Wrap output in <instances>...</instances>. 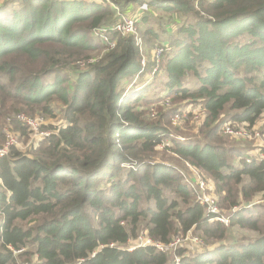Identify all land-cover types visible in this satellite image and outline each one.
Wrapping results in <instances>:
<instances>
[{
	"label": "trees",
	"instance_id": "1",
	"mask_svg": "<svg viewBox=\"0 0 264 264\" xmlns=\"http://www.w3.org/2000/svg\"><path fill=\"white\" fill-rule=\"evenodd\" d=\"M112 2L123 14L146 5L138 26L150 9L170 18L141 33L151 47L144 68L132 36L111 34L116 45L108 51L92 37L111 22L106 5L9 0L0 7V146L2 122L15 113L54 117L57 106L63 120L27 152L14 147L0 160V264H174L153 248L122 246L139 230L163 245L190 231L228 239L175 166L149 162L166 140L173 146L166 152L214 184L220 210L253 204L230 221L251 240L195 255L178 247L179 264H264L263 204H255L264 200V162L255 147L222 135L231 125L264 137V0ZM164 43L156 63L152 52ZM104 51L86 68L70 63ZM153 108L157 120L149 118ZM184 111L199 131L180 141L169 119Z\"/></svg>",
	"mask_w": 264,
	"mask_h": 264
},
{
	"label": "rangeland",
	"instance_id": "2",
	"mask_svg": "<svg viewBox=\"0 0 264 264\" xmlns=\"http://www.w3.org/2000/svg\"><path fill=\"white\" fill-rule=\"evenodd\" d=\"M60 1H63V0H60ZM194 1H197V0H194ZM209 1H211V0H209ZM5 2L6 3L9 2V0H0V7L3 6ZM133 13L134 12L129 13V14H133ZM176 18L180 19L179 15H177ZM115 20H116V18L112 13L111 22L110 23H104V25L112 24L115 22ZM164 23L166 24V25H164V27L167 26V23H170V18H168L167 16L164 17L161 15V13L159 14L158 12L150 9V14H147L146 21L145 22H142V20L140 21V24L138 26L139 36H141V33H143V31L146 28L152 29L153 31H159L162 27V24H164ZM163 30H164V28H163ZM150 49H151L150 46H148V47L146 46V48L144 46L143 56L145 59L144 60L145 64H147L148 58H151V56H150L151 50ZM105 50L108 51V49H105ZM104 53H105V51L100 52V53H96V54H90L87 60L79 59L77 61L71 62L73 60L72 59V60H70V63L73 67H76L78 69L86 68L87 62L90 59H94L95 60L94 62L99 61L103 57ZM85 61H86V66L85 67L81 66L80 63H85ZM159 61H160V59H159ZM155 62H156V59H155ZM152 71H153L152 73H155L154 69H152ZM150 75L152 76L151 73H146V75H145V77H143V79H145L147 76H150ZM0 80L3 82L6 81V79L2 78L1 76H0ZM127 89H129V88L127 87ZM164 102H165L164 104L170 105L169 100H165ZM198 111L199 110H197L196 113H198ZM53 112H54L53 113L54 117L41 115L39 113H37L35 117H31V116L27 115L25 112L15 113V114L11 115L10 117H15L17 115H25L26 117H31V118H33L32 119L33 121H37L40 128L44 132L51 134V133H53L52 129L53 128H59V125L63 122L62 117H61L62 112H60V109L57 106H53ZM226 112H227V110H226ZM154 115H155V117H154ZM157 117H158V112L153 108L150 112L149 118L150 119L153 118L152 120H157L156 119ZM172 119L173 118L169 119V122L171 123L170 124L171 125L170 133H172L173 135H178L181 138L184 137V138H193L194 139L195 137H197L196 134H198V131H199L198 122L195 123L191 118L189 119V116L185 115V117L181 116L180 121H178L174 125L172 122ZM263 119H264V117H262L261 121ZM164 121H167V119H164ZM229 126H231V125H229ZM26 129H27L26 135L21 136V134L18 131H16V130L13 131L12 124L8 123L6 120L2 122V127H1V131L4 133L12 132L14 134V132H15L16 138H18V140H17V145L14 147L19 148L22 151V153L27 152L30 149L31 145H35L41 141V140L36 141L37 139H36L35 135L32 132H30L28 128H26ZM240 129L246 130L243 128H240ZM255 132H257L262 139L264 138L263 135L260 133L261 131L260 132L255 131ZM17 133L19 134V136L17 135ZM222 135L226 136V137L227 136L231 137L232 139L230 138V140L235 145H238V146L242 145V146L246 147V144H248L251 147H255L256 149H258L257 148L258 144L261 143L260 140H258V143H254L255 139L253 137H248V135H245L244 132H240V134H238L237 136H229V135L225 134L222 130ZM263 144H264V139H263ZM166 147L173 148L170 141L166 140V141L161 142L159 145H157L156 149H154V152H152L148 156L149 162H153V163L165 162L168 165H171L172 167L175 166L174 168L182 175L184 182L186 184L187 183L192 184L193 187L195 184V180L199 177L205 183V185H207L206 196L210 200L214 201L216 203V205L218 206L217 203L219 201V198L217 200V197L215 196L217 189L215 188L214 184L209 179H207L206 176L202 175L200 172L195 171L187 163L181 161L179 158H177L176 156H174L170 152H168V151L166 152V149H167ZM257 154H258V152H254V154L252 153L253 156L257 155ZM118 177H120V175ZM102 186H105V184H103ZM195 195H196V200L198 201L200 193L197 191V192H195ZM248 204L249 203H247L245 205H248ZM256 204H263L262 205L263 207H261V208H262V211H264V201L257 200ZM220 211H221V213H227V211H222V210H220ZM223 227H225V226H223ZM225 228L228 230L229 236H228V239H226L224 241L204 240V239L198 237L197 235H194L192 232L190 233V235H187V236H186V234L185 235H182V234L175 235L171 241H173L176 248L177 247H181V248L184 247V248L188 249L191 254L195 255V254H200L202 252H205V250L214 249V248H217L219 246H227V245H229V243L251 240L249 238H251L253 236L252 233L247 232L245 230H242L240 228L230 227V224H229V226H227ZM141 232H144V231L139 230L137 237L130 239V242H133V243L132 244L127 243L126 245L122 246V249H127L128 247H131L132 245L136 244V240L139 237V235L141 234ZM194 238H197L199 241H201L202 245L198 244L197 241H194L193 240ZM29 249L33 250L34 247L30 246ZM174 253H175V251L171 255H166V256L170 257L173 261V259L175 257H177V255H175Z\"/></svg>",
	"mask_w": 264,
	"mask_h": 264
},
{
	"label": "built area",
	"instance_id": "3",
	"mask_svg": "<svg viewBox=\"0 0 264 264\" xmlns=\"http://www.w3.org/2000/svg\"><path fill=\"white\" fill-rule=\"evenodd\" d=\"M65 1H73V0H65ZM86 2H94L97 4H103V5L108 6L116 18L115 22L112 24L100 25L99 27L94 28L91 32L92 37L100 41L102 45L105 46L106 49L112 50L115 48L116 43L115 41L110 39L111 34H118L122 37L132 36L134 38L135 45L138 48V51L141 56V66L142 68H144L145 66V62H144L145 59L143 56L144 42L138 33V23H139L140 16L146 12H149V9L147 8V6L146 5L141 6L133 14H123L118 9V7L115 6L112 0H87ZM166 48H167L166 44H162L154 48L152 54L155 57L157 63L159 62V59L162 56V54L165 52ZM94 61H95L94 59H90L87 62V65ZM80 65L85 66L86 62L80 63ZM156 70H157V66L154 67V72H156ZM131 87H132V84L128 86V88H131ZM185 115L189 116L188 112L184 111L180 114H176L172 119L173 124L175 125L178 121H180L181 116L185 117ZM32 119L33 118L26 117L25 115H17L15 117H8L6 121L8 123H12L14 121L21 123L24 127L28 128L29 131L35 135L37 139L36 141L43 140L51 135L49 133L44 132L40 128L37 121H33ZM223 132L229 136H237L238 134H240V132H244V134L248 135V137H253L255 139L254 143H258V140H260L261 143L258 144V147H257L258 149H256V152H258L257 160L259 162H264V152H261V148L262 147L264 148V144H263L264 138L262 139L257 132L252 133V132H247L246 130H242V129H234L233 127L229 125L224 126ZM3 135H4V143L0 146V160L9 154V151L14 146L17 145V140H18V138H16V135L13 134L12 132L10 133L3 132ZM179 140L183 141L184 139L179 138ZM125 166L133 169L135 165H125ZM187 185L193 187V185L190 183H187ZM193 191L194 193L197 191L200 193L198 203L203 207L204 217L207 218L209 221L217 222L218 224L223 225L225 227L229 226L231 217L234 214H236L238 211L242 209H248L251 206H253V204H248V205L242 204L239 206L232 207V209L228 211L227 213H221L216 203L210 200L206 196L207 185H205V183L199 177L195 180ZM190 233L191 231L188 232L186 236L190 235ZM193 240L197 241L198 244L202 245L201 241H199L197 238H194ZM128 243L132 244L133 242H130L129 240ZM144 248L145 249L153 248L159 253L171 255L178 247L176 248L173 241L169 242L167 245H163L161 243L153 241L147 236V232L144 231V232H141V234L137 238L136 244L132 245L131 247H128L125 250L130 252L136 249H144ZM173 262L174 264H179L180 257H175Z\"/></svg>",
	"mask_w": 264,
	"mask_h": 264
},
{
	"label": "crops",
	"instance_id": "4",
	"mask_svg": "<svg viewBox=\"0 0 264 264\" xmlns=\"http://www.w3.org/2000/svg\"><path fill=\"white\" fill-rule=\"evenodd\" d=\"M82 1H87V0H82ZM138 10V9H137ZM135 10H130V11H127L125 14H129V13H132V12H134ZM136 12V11H135ZM134 12V13H135Z\"/></svg>",
	"mask_w": 264,
	"mask_h": 264
}]
</instances>
